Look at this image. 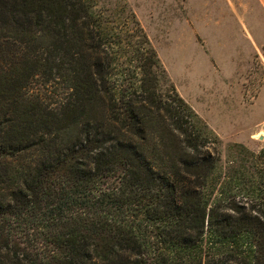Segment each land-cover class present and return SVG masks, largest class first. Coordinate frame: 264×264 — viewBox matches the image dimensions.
<instances>
[{"label": "trees", "instance_id": "1", "mask_svg": "<svg viewBox=\"0 0 264 264\" xmlns=\"http://www.w3.org/2000/svg\"><path fill=\"white\" fill-rule=\"evenodd\" d=\"M111 1L0 0V264H264V146L222 151Z\"/></svg>", "mask_w": 264, "mask_h": 264}, {"label": "rangeland", "instance_id": "2", "mask_svg": "<svg viewBox=\"0 0 264 264\" xmlns=\"http://www.w3.org/2000/svg\"><path fill=\"white\" fill-rule=\"evenodd\" d=\"M220 1L126 0L165 69L168 83H162V89L168 84L174 87L177 95L218 136L222 151L228 143H239L257 153L264 146V0H226L258 43V52L244 63L242 59L238 65L237 60L220 57L217 35L211 33L215 29L204 26V21L210 23L209 18L201 20L200 17L199 25L191 24V29L199 32L191 33L195 46L190 53L185 50V40L177 44L182 50L170 49L178 40L173 38L181 36L178 32L185 27V21L195 23L188 13H201L197 8L204 5L218 7ZM110 3L108 8L114 10V0ZM214 20L217 23L219 18ZM234 24L232 17H228L232 34L240 33ZM242 70L246 74L241 84L236 71ZM58 88L57 82L51 83L44 88V93L53 101Z\"/></svg>", "mask_w": 264, "mask_h": 264}, {"label": "crops", "instance_id": "3", "mask_svg": "<svg viewBox=\"0 0 264 264\" xmlns=\"http://www.w3.org/2000/svg\"><path fill=\"white\" fill-rule=\"evenodd\" d=\"M207 6L204 5L203 8L202 7L197 8V10H200L201 13L193 12V15L191 13H188V16H191L193 20L195 21V23L193 21H191L190 23L188 20L185 21L186 23L185 27H183L178 32L179 34H181V36H177L173 38L174 41H176L177 39L178 40L176 41L177 42L176 44H173L171 46L170 49H172V51L173 50L179 51L180 49L182 50L183 47H181L180 45L179 47L177 44H178V41L183 42V40H185L187 43L185 44V50L187 53H190V51L195 46L194 40L190 39V36H192L191 33L195 34V32L196 33L199 32L197 29L196 30L191 29V24L199 25L200 23L198 22H201V21H197V20H200V17H201V20L202 19L207 20V18H209L210 23H207V21H204V24H205L204 26H209L211 29L212 28L215 29V31L213 30L211 33H214L217 35V38H216L217 47H218V50L222 53L220 57L237 60L236 63L239 65L240 59H242L241 62L244 63L246 58L248 59L249 57H251L252 55L258 52L257 40L253 37L251 33H249L246 30L245 28L246 24L243 23L242 19L240 18L239 15L235 13V11H232V9L229 8L228 4L226 3V0L220 1V4L218 5V7L212 5L213 7L211 8L210 6L209 7ZM215 17L219 18L217 23L214 22ZM228 17H232L235 23L234 25L238 27V29L240 30V33L235 32L232 34V28L227 25ZM185 33H187L186 38L184 37ZM171 43H172V39H171ZM245 74H246V70H242L240 73L236 71L237 79L239 78V82L241 84L244 81Z\"/></svg>", "mask_w": 264, "mask_h": 264}]
</instances>
